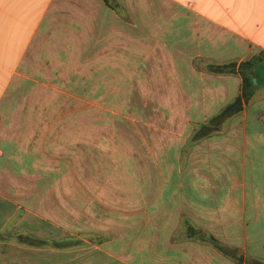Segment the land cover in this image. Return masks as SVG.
<instances>
[{
	"label": "crops",
	"instance_id": "obj_1",
	"mask_svg": "<svg viewBox=\"0 0 264 264\" xmlns=\"http://www.w3.org/2000/svg\"><path fill=\"white\" fill-rule=\"evenodd\" d=\"M259 52L264 0H0V264H264V84L214 120ZM45 54L69 70L67 91H38ZM128 95L163 118L148 125L147 189L110 191L133 198L126 210L95 200L96 221L46 219L58 135L78 127L58 121L83 116L89 129L93 116L50 101ZM32 180L42 187L18 203L14 182Z\"/></svg>",
	"mask_w": 264,
	"mask_h": 264
},
{
	"label": "rangeland",
	"instance_id": "obj_2",
	"mask_svg": "<svg viewBox=\"0 0 264 264\" xmlns=\"http://www.w3.org/2000/svg\"><path fill=\"white\" fill-rule=\"evenodd\" d=\"M42 61L44 68H41L40 72L44 84H38V91L54 95L55 92L67 91L68 86L62 83L69 79V70L59 66L54 68L51 55L45 54ZM83 72L84 70L81 73ZM17 91L22 92V87L20 86ZM132 96L107 102H76L67 100L68 98L57 101L52 98L48 106L50 109L59 107L62 113L69 108L87 109V112L90 111L93 116L86 121L87 125H92L89 129L88 126L86 128L83 126L85 124L83 116H77L72 121V118L69 120L62 116L58 121L61 127L72 124L78 127L74 133L73 128L70 127L67 130L69 133L62 132L58 135L61 138L59 150L61 179L44 184L45 189L54 188L60 191L59 205L54 213L52 212L53 215H50L52 218L46 214V219L66 223L96 221L99 219L96 217L95 208L99 209V206L95 207V200L105 205L104 208H110L119 201L118 205H122L126 210L132 205L133 198L130 195L116 198L109 195V192L125 190L127 193L137 187L147 189L150 172L147 157L150 135L148 125L150 122L161 124L163 118L149 116L152 112L150 109L154 108L153 102L143 100L140 95L135 96L133 100ZM17 103L19 104L20 101ZM144 112L145 115H142ZM136 153L140 154V159L134 156ZM134 165L137 167L136 171ZM134 171L135 175L145 176L141 185L135 180ZM41 184L33 180L14 182V186H17L14 190L18 194L14 199L20 204L25 203L38 186L42 187ZM87 191L94 192V196L88 195ZM102 191L104 194L100 195ZM50 199L46 197V205ZM48 209L52 210V208Z\"/></svg>",
	"mask_w": 264,
	"mask_h": 264
},
{
	"label": "trees",
	"instance_id": "obj_3",
	"mask_svg": "<svg viewBox=\"0 0 264 264\" xmlns=\"http://www.w3.org/2000/svg\"><path fill=\"white\" fill-rule=\"evenodd\" d=\"M264 61V52H259L247 60L242 61L238 70L240 72L242 82H241V90L240 93L227 105H225L219 114L214 118L219 123V120L223 117H228L239 113L243 106L251 99L253 95V90L255 84L253 83V79L251 76V70L254 66L262 63ZM218 68H223V66H219ZM229 70L233 71L232 67ZM214 245L224 254H228V251L225 250L223 246L217 243L216 240L213 239ZM252 264H262V262L258 260H252Z\"/></svg>",
	"mask_w": 264,
	"mask_h": 264
},
{
	"label": "water",
	"instance_id": "obj_4",
	"mask_svg": "<svg viewBox=\"0 0 264 264\" xmlns=\"http://www.w3.org/2000/svg\"><path fill=\"white\" fill-rule=\"evenodd\" d=\"M251 76L255 85L264 84V61L252 68Z\"/></svg>",
	"mask_w": 264,
	"mask_h": 264
}]
</instances>
